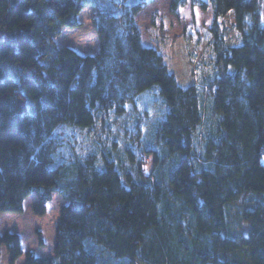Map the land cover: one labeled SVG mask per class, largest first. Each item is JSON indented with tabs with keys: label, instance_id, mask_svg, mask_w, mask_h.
<instances>
[{
	"label": "trees",
	"instance_id": "obj_1",
	"mask_svg": "<svg viewBox=\"0 0 264 264\" xmlns=\"http://www.w3.org/2000/svg\"><path fill=\"white\" fill-rule=\"evenodd\" d=\"M262 1L170 0L175 17L211 10L212 71L183 87L143 43L153 0H0V66L15 70L0 77V212L66 201L53 255L24 264H264ZM85 7L94 54L55 42ZM156 95L150 125L139 101ZM2 247L10 264L22 253L17 233Z\"/></svg>",
	"mask_w": 264,
	"mask_h": 264
},
{
	"label": "rangeland",
	"instance_id": "obj_2",
	"mask_svg": "<svg viewBox=\"0 0 264 264\" xmlns=\"http://www.w3.org/2000/svg\"><path fill=\"white\" fill-rule=\"evenodd\" d=\"M169 3L170 0H153L145 6L144 10L137 16L136 21L144 45L156 48L162 55L168 71L176 78L177 83L186 87L193 82L197 75H207L208 72L212 71L211 65L207 61V28L211 24V10L202 11L186 6L181 9L180 15L175 17L169 12ZM91 16L92 11L85 7L79 15L81 26L75 29H65L62 35L55 39L56 44L58 46H70L80 54L96 53L99 46L95 31L90 24ZM262 17L264 18V0L262 1ZM231 20L230 16L225 18L226 32L229 38H234L236 35L230 30ZM2 65L0 66V77L15 72L13 66L8 64V68ZM151 94H157L156 88L148 91V96H153ZM157 96L150 97L153 98V103H146L145 97H143L144 100L141 98L139 101L145 111L150 112L149 115L145 116L141 115L140 111L139 115L145 120V123L153 119L150 125L154 122L157 109L162 107L161 103L158 102L159 96L158 98ZM142 105L140 107L137 105L138 111ZM120 132V130L116 131L118 134ZM36 197L35 193L30 195L24 201L21 212H0V233L9 231L17 233L19 236L22 253L14 264H24L25 254L28 251L34 252L39 257L53 255L55 229L59 220L60 209L66 201L54 193L47 204L46 212L38 216L33 212L31 206ZM252 201L253 199L247 200V203ZM110 258L112 264H119V261L124 264L123 260ZM0 264H10L5 247L1 248Z\"/></svg>",
	"mask_w": 264,
	"mask_h": 264
}]
</instances>
